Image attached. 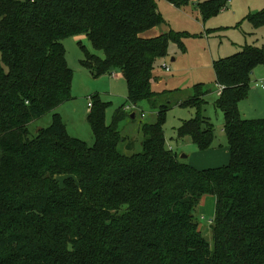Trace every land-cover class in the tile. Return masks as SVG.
<instances>
[{
  "label": "trees",
  "instance_id": "16d2710c",
  "mask_svg": "<svg viewBox=\"0 0 264 264\" xmlns=\"http://www.w3.org/2000/svg\"><path fill=\"white\" fill-rule=\"evenodd\" d=\"M196 1L204 20L229 2ZM245 20L264 27V8ZM163 24L157 0H0V264H264V119H244L238 107L264 65V47L246 45L214 64L226 166L180 161L166 144L167 104L142 125V149L131 155L119 151L122 143L135 148L118 129L131 116L126 105L108 125L107 104L91 97L93 146L70 137L57 112L72 99L74 76L63 40L82 35L105 57L82 46L81 63L95 77L120 72L130 105L172 94L154 90V70L171 43L182 46L180 35L143 37ZM194 90L179 105L199 114L179 138L208 151L215 127L202 115L205 91ZM52 112V124L32 136L30 125ZM208 196L215 198L210 239L197 219Z\"/></svg>",
  "mask_w": 264,
  "mask_h": 264
},
{
  "label": "rangeland",
  "instance_id": "374dc122",
  "mask_svg": "<svg viewBox=\"0 0 264 264\" xmlns=\"http://www.w3.org/2000/svg\"><path fill=\"white\" fill-rule=\"evenodd\" d=\"M197 1L191 0L187 7L176 8L166 0H157L160 13L163 16V28L169 32L178 34L182 46L171 43L169 58L165 62L170 68L167 72L158 62L154 76L159 84L153 82L155 91L164 92L170 89H183L179 94H164L158 98L157 104L144 101L133 111L137 118L129 116L122 119L118 129L124 138H128L135 144L133 151H130L126 144H121L119 151L126 155L141 151L143 124H153L157 121L160 105H170L163 123L166 144L173 151H176L182 163L189 164V160L182 158L183 155L191 156L192 165L196 168H219L226 166L219 159L211 154H203L189 138H179L181 126L198 116L195 108L177 105L178 99H186L194 96V88L200 85L205 93L206 105L203 107L202 115L209 119L215 127V139L211 150L221 155L228 154V140L224 133V114L215 107L219 90L216 84L215 62L225 59L240 52V47L254 45L264 47V27L256 30L244 19H236L228 9L204 20L196 6ZM263 9V8H262ZM253 11L252 14L259 12ZM66 51L68 66L73 70L72 99L57 109L66 126L68 135L86 142L93 146L94 134L88 122V114L91 111V97L97 95L100 100L107 104L106 123L111 125L114 114L123 105L130 106L128 101L129 87L124 77L115 74H103L95 77L92 69L85 67L81 61L85 58L84 46L90 54H96L104 58L102 51L95 50L86 36L70 37L63 40ZM1 62V53H0ZM161 83V84H160ZM264 83V65L257 67L251 78V87L248 96L239 103V112L244 119H264V90L261 85ZM131 107V106H130ZM130 113V112H128ZM143 114V115H141ZM53 121V112L47 113L43 118L30 125L32 136L39 129L48 128ZM189 158V157H188ZM228 162V161H227ZM229 163V162H228ZM62 180V179H61ZM213 202L205 205L200 204L197 210V219L203 229L204 235L210 239V227L215 217V198ZM204 200V199H203ZM203 205V206H202Z\"/></svg>",
  "mask_w": 264,
  "mask_h": 264
},
{
  "label": "crops",
  "instance_id": "0c3cea01",
  "mask_svg": "<svg viewBox=\"0 0 264 264\" xmlns=\"http://www.w3.org/2000/svg\"><path fill=\"white\" fill-rule=\"evenodd\" d=\"M162 1V0H161ZM165 1V0H164ZM172 5V4H171ZM177 8V7H176ZM262 8H264V0H229V2H228V4L226 5V7L224 8V10L222 11V12H224L225 10H229V11H231V13H232V15L236 18V19H238V20H241V19H246V17H248L249 15H251L252 13H253V11H258V9H262ZM199 11V10H198ZM200 12V11H199ZM163 34H167V31L163 28V25H161V26H159V27H156V28H154V29H152L151 31H149V32H147V33H145L144 35H143V37L144 38H155V37H158V36H160V35H163ZM240 49H242V47H240ZM241 51V50H240ZM169 58V57H168ZM161 63H160V66L161 67H163V62H165V60H163V61H160ZM164 64H166V63H164ZM116 75V76H118V77H123V75L120 73V72H114L112 75ZM157 76V75H156ZM156 76H154V82L156 83V85L157 84H159V81L160 80H158L157 81V77ZM161 84V83H160ZM217 84V83H216ZM217 86L219 87L218 89V91H217V93H218V98H219V96H220V94L222 93V89H221V87L217 84ZM169 91H171L172 92V94H179V93H182L183 92V89H170ZM206 93V92H205ZM190 97H192V96H188V98H190ZM188 98H186V99H188ZM217 98V99H218ZM185 98L184 99H178V104L177 105H179L180 103H182L183 101H185L186 100ZM140 105V104H139ZM138 105V106H139ZM131 106V107H130ZM129 106V108H128V106L126 107V110L128 111V112H130L131 114H133V111L135 110V109H137V107L138 106H132V105H130ZM134 114H135V118H137V113L136 112H134ZM141 115H143V114H141ZM134 118V119H135ZM185 139V138H184ZM172 149V148H171ZM199 150V149H198ZM200 151V150H199ZM174 152H176V151H174ZM200 152H202L203 154H207V155H209V154H211L215 159H219L220 161H221V163L222 164H225V163H227L228 164V162L230 161V150H229V148H228V154H229V156L227 157V155H221L219 152H213L211 149L210 150H208V151H200ZM177 153V152H176ZM189 157V158H188ZM186 159H188L189 160V164L191 165V166H193L192 165V159H191V156H187V158ZM228 161V162H227ZM226 164V165H227ZM194 167V166H193ZM194 168H196V167H194ZM217 168V167H216ZM196 169H199V170H205V169H210V168H196ZM208 202H213V198L211 197V196H208V197H205L204 198V200H202V202H201V204H203V205H205L206 203H208ZM202 205V206H203ZM213 222V220H209V223L210 222Z\"/></svg>",
  "mask_w": 264,
  "mask_h": 264
},
{
  "label": "built area",
  "instance_id": "2783aa9c",
  "mask_svg": "<svg viewBox=\"0 0 264 264\" xmlns=\"http://www.w3.org/2000/svg\"><path fill=\"white\" fill-rule=\"evenodd\" d=\"M163 68H164L167 72L170 71V68L168 67L167 64H164V65H163ZM261 88L264 90V83L261 85ZM221 89H223V88L221 87ZM89 106L92 107V103H90ZM211 222H212V221H211ZM211 222H210V223H211Z\"/></svg>",
  "mask_w": 264,
  "mask_h": 264
},
{
  "label": "water",
  "instance_id": "95a60500",
  "mask_svg": "<svg viewBox=\"0 0 264 264\" xmlns=\"http://www.w3.org/2000/svg\"><path fill=\"white\" fill-rule=\"evenodd\" d=\"M131 118H132V119H134V118H135V114H134V113H133V114H131ZM39 130H40V129H39ZM182 158H183V159H184V158H187V156L183 155V156H182Z\"/></svg>",
  "mask_w": 264,
  "mask_h": 264
}]
</instances>
